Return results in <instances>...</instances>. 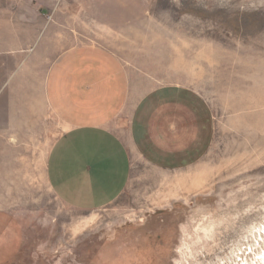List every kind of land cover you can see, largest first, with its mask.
Wrapping results in <instances>:
<instances>
[{"label": "rangeland", "instance_id": "obj_1", "mask_svg": "<svg viewBox=\"0 0 264 264\" xmlns=\"http://www.w3.org/2000/svg\"><path fill=\"white\" fill-rule=\"evenodd\" d=\"M29 1L0 0V26L24 30ZM33 1L118 62L130 92L172 94L193 141L175 143L173 163L131 148L122 195L80 210L45 178L58 126L35 149L32 180L18 182L0 264H264V0ZM26 39L3 38L2 67L17 66ZM136 119L116 131L127 137Z\"/></svg>", "mask_w": 264, "mask_h": 264}, {"label": "crops", "instance_id": "obj_2", "mask_svg": "<svg viewBox=\"0 0 264 264\" xmlns=\"http://www.w3.org/2000/svg\"><path fill=\"white\" fill-rule=\"evenodd\" d=\"M27 7L23 31L0 26V61L12 49L3 38H27L14 69L0 63V257L12 241L17 211L10 202L18 197V182L32 180L35 149L58 126L61 136L48 154L45 178L62 203L80 210L106 207L122 195L131 148L152 145L155 163H173L183 150L175 143L193 141L185 128L192 120L184 108L173 109L172 94L130 92L118 62L77 45L59 17L41 12V3L30 0ZM133 117L127 137L120 135L117 121Z\"/></svg>", "mask_w": 264, "mask_h": 264}, {"label": "bare ground", "instance_id": "obj_3", "mask_svg": "<svg viewBox=\"0 0 264 264\" xmlns=\"http://www.w3.org/2000/svg\"><path fill=\"white\" fill-rule=\"evenodd\" d=\"M262 253V252H261ZM260 255V254H259ZM256 258V257H255ZM264 261V260H263Z\"/></svg>", "mask_w": 264, "mask_h": 264}]
</instances>
